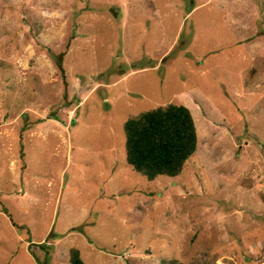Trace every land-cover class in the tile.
Here are the masks:
<instances>
[{
    "label": "rangeland",
    "instance_id": "obj_1",
    "mask_svg": "<svg viewBox=\"0 0 264 264\" xmlns=\"http://www.w3.org/2000/svg\"><path fill=\"white\" fill-rule=\"evenodd\" d=\"M186 106L180 174L124 121ZM264 264V0H0V264Z\"/></svg>",
    "mask_w": 264,
    "mask_h": 264
},
{
    "label": "trees",
    "instance_id": "obj_2",
    "mask_svg": "<svg viewBox=\"0 0 264 264\" xmlns=\"http://www.w3.org/2000/svg\"><path fill=\"white\" fill-rule=\"evenodd\" d=\"M123 130L126 162L148 179L180 174L196 150L194 121L182 104L166 103L128 117ZM68 264H85L78 249H69ZM160 264H177V260L163 259Z\"/></svg>",
    "mask_w": 264,
    "mask_h": 264
}]
</instances>
